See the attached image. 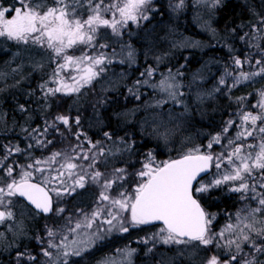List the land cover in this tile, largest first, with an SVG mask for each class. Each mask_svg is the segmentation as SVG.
<instances>
[{"label": "snow or ice", "instance_id": "obj_1", "mask_svg": "<svg viewBox=\"0 0 264 264\" xmlns=\"http://www.w3.org/2000/svg\"><path fill=\"white\" fill-rule=\"evenodd\" d=\"M197 3L214 9L222 4V0H197ZM151 4L152 0H16L11 5L0 3V40L12 42L17 47L23 46L25 52L35 51L36 55L46 57L49 66H52L51 72L47 80L38 85L45 101L58 94L83 95L82 90L98 81L112 62L102 51L109 47L107 43L100 42L105 39L102 30H110L116 37L122 36L130 22L138 24L140 20L149 19L146 12L151 11ZM183 6L184 0H180L176 8ZM252 28L251 36L245 33L240 39L257 41L250 44V47H255L261 57L255 60L259 69L255 72H240L234 79V86L240 81L264 76V45L259 43L264 40V17H260L259 24L252 25ZM174 46L179 45L174 42ZM76 50H79V55L75 54ZM28 60L33 70L45 67L43 59L36 60L29 55ZM128 60H134L131 50L128 52ZM245 63H251L250 57L243 61L234 58V64L238 67H243ZM19 71L20 66L12 69L13 73ZM153 71L150 68L141 75L151 77ZM6 76L7 73L0 71V79ZM224 83L221 79L220 84ZM136 84H148V81L138 80ZM152 87H159L174 103H182L177 97L184 93L179 91L180 84L171 71L159 85L153 84ZM259 96L257 104L252 106L259 111L241 110L237 119L228 120L222 131L206 145L207 150L213 149L214 144L221 145L223 150L220 153L214 155L211 151H201L200 146H192L176 159L157 162L154 153L149 151L142 167L133 172L128 170L132 165L108 168L113 161L123 162L124 154H131L135 147L134 141L125 137L114 139L115 134L108 131L103 136L105 141L111 142L110 147L103 141L92 142L85 137L88 148L83 143H77L24 165L4 163L13 152L30 156L19 146L5 145L4 155L0 157V225L15 222V234L23 237V222L17 221L13 211L21 199L32 206L30 211L34 210L36 214L62 217L65 208L60 206V201L76 194L77 189L95 185L99 195L91 211L77 209L75 215L79 218L74 220L72 216L67 217L65 224L57 230L45 226L47 247L42 248L41 253L48 258L46 264H69V257L82 256L95 241L73 239L69 242V234H75L83 228H92L101 217H104V224L111 226L107 229L109 232L115 227L119 232L127 233L130 228L158 222L161 226L157 232L142 242L152 241L153 247L147 250L149 253L157 243L168 246L169 250L175 247V256L167 260L158 258L156 264H179L186 254L190 264H196L193 257L198 255L201 248L209 245L225 248L229 255L222 259L214 254L201 261V264H264V261L257 258V254L264 255V90L259 92ZM203 98L200 97L201 100ZM136 99H140L139 95H136ZM167 102L157 101L156 105L150 107H163ZM19 108L22 112L27 111L24 105ZM57 121L71 132L70 118L65 115H57L52 122L45 121L42 130L24 128L23 131L34 140L35 146L45 148L53 141L38 137H46L49 129L58 133ZM145 123L154 125L150 135L165 143L181 127L178 118L172 113L154 115L150 121L146 119ZM74 124L80 125L79 115ZM233 128L236 129L235 135L230 137L228 133ZM60 134L63 136V133ZM82 135L74 133L77 141L81 140ZM33 146L30 143L28 148ZM100 166L106 170L102 171ZM212 167L217 170L223 168V172L218 171L217 178L204 183L202 174L209 173ZM45 172L48 175L34 182V173ZM229 182H232L229 190L240 193V199L249 203L235 214L234 222L215 232L212 230L215 214L206 211L201 198ZM20 215L23 216L22 210ZM92 235L95 239L103 238L96 233ZM37 239L41 240L40 237ZM221 239L225 241L223 245ZM3 242V233H0V244ZM117 251L124 257L123 260L107 256L100 264H132L136 249ZM17 255L23 257L26 253L20 252ZM28 258L36 259L34 256Z\"/></svg>", "mask_w": 264, "mask_h": 264}, {"label": "rangeland", "instance_id": "obj_2", "mask_svg": "<svg viewBox=\"0 0 264 264\" xmlns=\"http://www.w3.org/2000/svg\"><path fill=\"white\" fill-rule=\"evenodd\" d=\"M156 1L157 0H152V4L150 5L154 15H151L152 13L147 11L146 14L149 16L148 20H140L138 24H132L130 22L128 28L124 31L122 36L116 37L110 33V30H102L105 39L100 42L107 43L109 46L102 51L111 59L112 62L107 65L106 72L98 78V81L94 82L92 86H88L82 90L83 95L77 94L78 97L76 99V103L74 104L75 106L73 105V107H78V109L82 106L84 107L81 111L83 112L84 110V112H86L84 116L80 118V121L88 126L96 125V127L100 128V133L98 134L101 135L103 139H100L99 141H103L107 146L110 147L111 142L104 140L103 133L106 130L115 134L113 137L114 139H117L118 137H125L129 141L135 142L133 152L131 154L125 153L122 158L123 162L119 160L113 161L112 164L108 166L109 169L112 167H128L129 165H132L131 167H128V170L130 172L137 171L142 167L144 157L149 151L154 153L157 162H164L170 160V158L173 157V154L180 156L183 151H186L188 147L192 146H200L201 151H211L214 155L223 150L221 145L216 144L213 145V149H206V145L212 137L204 140L203 142L192 141L191 135L189 133H185L186 127L184 125V121L189 109L187 108L188 111L185 112V108H182L185 107V100L183 97L178 96L177 99L181 100L182 103L176 104L167 97L166 93L161 92L159 87H152L153 84L159 85L162 79L169 76L170 71L172 75L176 76V81L180 84V92H182V87L188 89L187 87L189 86L191 89V79L193 82L194 76L196 77V82L199 81L203 84L204 80L212 78L215 75L216 69L222 70V74L219 75L220 79H226L232 83L231 89L237 88L239 85L246 87L255 84V86H257L258 82L260 83L264 80V76H256L250 81H240L234 86V79L238 77L240 72L258 71L259 66L255 65V60L260 59L261 57L257 52L258 57L256 58L253 51L258 50L255 47H250V44H255L257 41L251 42L249 40H242L239 38L237 40L242 43L240 47H225L224 57L218 56V59L213 57L214 42L218 39V34L213 28L214 9L197 3V0H184V6L182 8H176V5L180 3V0H166L164 4L165 11L158 12V7H155L154 4ZM3 2L4 4L11 5L15 4L16 0H0V3ZM188 5L190 8H187ZM191 11L193 13L192 21L196 25L199 33H202L205 37L207 35V37L212 38L213 41L210 42L209 40L211 39L206 41L202 36L198 38L187 34L186 29L182 26L186 25L185 21L187 19L190 20ZM154 16L157 19L156 21L153 20ZM154 21L156 23H162L161 26L164 27V33L156 35L153 34ZM174 26H178L179 29ZM148 33L150 34L149 38L151 41L147 38ZM196 36L198 35L196 34ZM153 40L157 42L152 43ZM174 42L175 45L179 46H174ZM185 44H188V46H184ZM130 50L134 54V60L131 62L128 60V52ZM191 51H197L200 53L202 58L201 61L203 62L192 71H188L186 69L184 70V66L186 64L184 61H188L190 59ZM0 53L6 54V58L2 61L3 65L1 66L0 71L7 73V76L0 80H6L9 77L13 79L12 83L15 82L19 84L18 86L23 88L29 87L30 89L28 88V90H32L35 95L33 102L35 107L30 109L27 107L26 109L28 113L26 114H23L24 112L20 111L18 106L13 109L16 110L18 108L17 116L16 113H11L9 115L8 112L1 108L0 136L7 138L4 146H19L21 149H24L26 153L30 154L29 156L24 153L13 152V154L9 156L4 163L8 164L16 162L24 165L31 163L34 159H44L51 155L52 152L63 151L68 149L69 146H74L79 143H70L69 140H65L63 144L52 143L45 148L35 146L34 140L31 139L28 136V133L23 131V129L28 128L31 130L32 128H38L42 130L45 127V121L52 122L50 120L54 119L57 115L67 114L65 106L61 107L62 104L56 102V97H52L51 100L48 99L45 101L41 92L38 90V85L47 80L52 66H49L46 57L36 55L35 51L31 53L25 52L23 50V46L17 47L12 42L0 40ZM75 54L79 55V50H76ZM29 55L34 57L36 60L43 59L45 67L42 70H33L31 62L28 60ZM248 57H250L251 63H245L243 67H238L234 64V58H240L243 61ZM175 61L180 62L178 64H174ZM212 61H226V65ZM18 66H20V71L13 73L12 69L17 68ZM150 68L154 69L151 77L141 75V73H145L146 70ZM177 73H181V75H176ZM138 80H147L148 84L137 85L136 81ZM187 82L189 85H187ZM213 87L216 86H212V88ZM21 89L22 88H20V90ZM129 89H132V91L130 92ZM262 90L264 89L261 88L259 92ZM259 92L256 94L255 90L246 91L245 94L240 95L237 98H230L229 100L232 103L239 104L238 109H236V114L230 116L231 119H237V114L241 110H251L253 112L259 111L258 108L254 109L252 107L254 104H257L260 99ZM192 94L194 97L196 92H193ZM74 95L76 94H73L72 96ZM136 95H139V100L136 99ZM241 97L244 99L239 100L238 98ZM128 100L130 102V105L128 103L129 106L125 105V102ZM163 100H168L163 107H150L156 105L157 101ZM79 101L82 103L80 104V107L76 105L79 104ZM98 102L105 106L98 109V111H100V117H104L102 123H99L98 118H96V116H98V114H95L97 109L93 108ZM51 106L53 107L51 108ZM174 106H177V108H174ZM102 110L109 111L110 115L101 114ZM122 113L125 115H119ZM160 113H172L178 118L181 125L180 129L167 143L162 140L158 141L155 137L150 135L154 125L150 126V123H145L146 119L150 121L152 116ZM109 116H111L110 123H108L109 120L107 121ZM14 117H19L17 120L15 118V120L18 121L17 124L15 123L16 121L12 119ZM105 117H107V119H105ZM10 119H12V123L10 122ZM7 122H9V125H7ZM103 127L104 130H102ZM78 129H82L83 133L86 132L84 130V126L82 125L77 126V130ZM231 131L232 135L230 137L235 135L236 129H230L229 133ZM54 134L55 133L51 130L50 133H47L46 137L41 136L38 138L48 139L49 136L51 137ZM83 137L85 138L86 136L84 135ZM2 140L4 139H0V142H2ZM142 140H145V142H151L149 145L150 147L143 148L142 144L144 141L142 142ZM30 143L34 145L31 149L28 148ZM84 147L88 148L89 145L84 144ZM159 151H162L163 153L161 154ZM84 163L87 162L85 161ZM100 169L102 171L106 170L103 166H100ZM17 171H19V169H17ZM218 171L223 172V168L221 170H217L212 167L208 173L209 176L203 179V182L207 183L217 178ZM52 174L54 175L55 173ZM0 175H2V173H0ZM46 175H48L47 172L43 174L34 173V180L39 181ZM69 183H71V181H69ZM231 183L232 182L227 183L229 187L231 186ZM98 195L99 189L95 185H88L84 189H77L76 194L66 196L62 201H60V206L65 208L63 216L54 217L48 214L49 217L44 221L40 235L38 234L39 230H35V228V235L34 233L32 235L27 234L28 221L32 222L31 220H33L34 217L30 215V206H27V204L21 199L13 211L16 213L17 221L23 222L25 235L23 237H19L15 234V228L13 226L15 222L10 221L6 222L4 225H0V233H3L4 241L0 244V257L11 256V258L16 259L14 261L15 264L22 263L24 260H27L30 264H46L48 258L44 257L41 253V249L47 247L48 238L45 226L47 225L52 227L54 230H57L65 224V219L67 217L72 216L74 220L78 219L79 217L75 215L77 209H83L86 212L91 211L96 206ZM21 210L23 211V216L20 215ZM238 211L229 214V218L232 222H234L235 214ZM123 215L128 216L129 213H123ZM103 219L104 217H101L97 220V222L94 223L90 229L83 228L78 230L75 234H69V242L73 239L78 241H95L94 244L88 246V250L84 252L82 256L69 257V264H78L80 260H87L88 262L90 258L89 256L93 259L91 262L89 261V264H100V262L107 256H114L118 261H120L123 260L124 257L117 250L125 248L136 249V252L132 256V264H156L158 258H165V260H167V258L175 256V247L169 250L168 246H163L157 243L153 251L149 253L147 250L148 248L153 247L152 241L149 240L148 243L142 242L146 238L152 236L153 233L157 232L160 226L142 225L130 228L127 233L119 232L117 228L114 227L109 232L107 229L111 226L104 224L102 222ZM113 223L116 224L115 221ZM93 233H96L103 238L95 239L92 235ZM225 235L227 236L228 234L226 233ZM37 237H40L43 242L38 240ZM57 242H59V240H57ZM33 243L35 245V250L38 252L32 251ZM220 243L223 245L225 241L221 239ZM213 249L216 250L218 247L213 246ZM222 249L225 251L222 252V255L226 254L225 257L227 258L229 255L228 250L225 248ZM8 250L11 251L9 252ZM20 252L26 253V255L18 257L17 254ZM214 254L215 253H211L209 256ZM198 255L200 256V254ZM29 256H34L36 259L30 260L28 258ZM209 256L203 258V260H206ZM184 258L190 264L187 254ZM257 258L264 261V255L257 254Z\"/></svg>", "mask_w": 264, "mask_h": 264}, {"label": "trees", "instance_id": "obj_3", "mask_svg": "<svg viewBox=\"0 0 264 264\" xmlns=\"http://www.w3.org/2000/svg\"><path fill=\"white\" fill-rule=\"evenodd\" d=\"M177 1V0H176ZM166 0H157L154 2L155 7H158V12L165 11L164 10V4ZM4 3V2H3ZM153 4V5H154ZM154 7V8H155ZM187 8H190L188 5ZM153 14V10L150 11ZM192 11H191V17L190 20H186V25H183L186 29L187 34L191 36H195L200 38L201 36L205 38L206 41L209 40L210 42L213 41L212 38L206 37L202 35V33H199L196 25L192 21ZM181 17V16H180ZM260 17H264V0H222V4L216 8H214V16H213V28L215 29L216 33L218 34V39L216 42H214L213 46V57H216L218 59V56L224 57L225 53V47H240L241 42L237 39H239L241 36H243L245 33H248L250 36L253 34V28L252 25L259 24ZM153 20H157L156 17H153ZM154 21V29L153 34H162L164 33V27L161 26L162 23H156ZM148 26V25H147ZM178 28V26H174ZM180 27V26H179ZM161 28V29H160ZM179 29V28H178ZM235 29V31H233ZM196 34L198 36H196ZM150 34L148 33L147 38L149 41L151 39L149 38ZM245 40H248L247 38ZM250 41V40H249ZM157 41H152V43H156ZM251 42H255L254 40H251ZM262 45H264V40L259 41ZM253 49V48H252ZM254 56L257 58V52L256 50L253 51ZM6 58L5 53H0V68L3 65L2 61ZM201 54L197 51H191V57L188 61H184L186 64L184 66V70L192 71L196 69L201 61ZM180 61H175L174 64H178ZM216 62L222 65H226V61H212ZM224 71V69H223ZM225 72V71H224ZM222 74V70L216 69L215 75L212 78H209L207 80H204V83L201 84V82H196L193 84L191 79V89L189 86L188 89L182 87L181 91L184 93L183 99L185 100L184 105L189 109V112L186 114L185 117V133H189L191 135V140L194 142H203L204 140L209 139L210 137H213L214 134L220 133L222 131V128L224 127L225 123L231 119V115L233 116L236 114V109H238V105L236 103H232L229 99L230 98H237L240 95L245 94L246 91L255 90L256 94H258L259 90L262 88L264 89V80L262 82H258L257 86L253 84L252 86H243L239 85V87L231 89L232 83L226 79H223L225 81L224 84H220V77L219 75ZM219 77V78H218ZM13 79L7 78L6 80H0V111L1 108L4 109L8 114L16 113L20 105H26L28 104L26 101V91L28 88H23L21 86H18L17 83H12ZM12 83V84H11ZM187 85L189 83L187 82ZM212 86H216L213 87ZM211 87V88H210ZM20 88H22L20 90ZM216 89H219L216 91ZM193 92H196V95L193 97ZM191 93V95H190ZM203 96L204 98L201 100L200 97ZM120 101V100H119ZM121 102V101H120ZM130 105L129 100L125 102V105ZM34 105V104H32ZM31 105V106H32ZM128 105V106H129ZM183 105V106H184ZM16 106L18 108L16 110H13ZM182 106V105H180ZM35 107V105H34ZM103 104L100 102L96 103L93 108L100 109L103 108ZM179 107V106H178ZM174 108H177V106H174ZM185 108V107H182ZM108 111L102 110L101 114L103 115H110L107 113ZM28 113V111L24 112L23 114ZM32 114V113H31ZM17 120L19 117H14L12 119ZM12 119H10V122L12 123ZM105 119H107L105 117ZM15 120V121H16ZM102 121V119H100ZM109 120V121H108ZM99 121V123L101 122ZM108 123H110V119H107ZM18 121L15 123L17 124ZM102 123V122H101ZM14 124V123H13ZM7 125H9V122H7ZM10 127V126H9ZM229 136L232 135V131L228 134ZM0 139L2 142H0V157L4 155L5 148L4 143L6 141V137L0 136ZM144 141V142H143ZM143 148H149L151 142H145V140H142ZM224 139H222V143H224ZM144 150V149H143ZM161 154L163 153L162 151ZM176 154V153H175ZM178 156L173 154V157L171 159H176ZM209 176L206 175L203 179L207 178ZM230 187L228 184L221 185L218 188L213 189L211 192L205 194L201 198V204L209 213L215 214V219L213 221V231L219 232L221 231L226 224L232 222L229 218V214H232L235 211L241 210L245 207V204L249 203L248 201H242L240 199L241 194L232 192L229 190ZM254 205V202H252ZM238 209V210H237ZM30 214L34 215L35 217L32 222L28 221L27 224V231L28 235H32L35 230L38 229V234L40 235L43 227L44 221L49 217V215H43V214H36L35 211H30ZM51 215V214H50ZM31 228H30V227ZM33 226V227H32ZM152 226H159L157 224H154ZM33 228V230H32ZM22 246V245H20ZM32 251L38 252L35 250V245L33 243L32 245ZM222 252H225L222 248L213 249L212 245H209L207 248H201L200 252L193 257L196 264H201V260L203 258L209 256L211 253H215V255L220 256L222 259L226 258V254L222 255ZM38 255V254H37ZM90 262L93 260L91 256H89ZM8 258V259H5ZM16 259L11 258V256L8 257H0V264H15ZM87 264L89 261L80 260L78 264ZM18 264H30V262H27V260H24L22 263ZM33 264V263H31ZM179 264H189L185 258H182L179 261Z\"/></svg>", "mask_w": 264, "mask_h": 264}, {"label": "flooded vegetation", "instance_id": "obj_4", "mask_svg": "<svg viewBox=\"0 0 264 264\" xmlns=\"http://www.w3.org/2000/svg\"><path fill=\"white\" fill-rule=\"evenodd\" d=\"M25 97H26V101L28 103L26 106L29 107V109L34 107V105H32L34 102V97H35L34 92L32 90H27ZM77 97H78L77 94L72 96V97L71 96H61L59 94L56 96V99H57L56 102H59L60 104H62L61 107L65 106V108H66L65 110L67 111V114H65V116H68L70 118V125L69 126L71 127V132L68 131V127L60 124L57 121L56 122L57 127L59 128L60 131L58 133H55L51 137L49 136V138H48V139H51L53 141V143L63 144L65 142V140H69L70 143L79 142V143L87 144V141L83 137L84 135L87 137V139L91 140L92 142H96V141H99L100 139H103V137H101V135L98 134V133H100V128L96 127V125L95 126H88L87 124L80 121V125L84 126V130L86 132L83 133L82 129L77 130V125L74 124V120H75L77 115H79V117L81 118L82 116H84V114L86 112V111L84 112V110H83V112L81 111L82 108L84 109L83 106L79 109H78V107H73V105L76 103ZM51 98L52 97H49L48 99L51 100ZM70 104H71V106H70ZM80 104H82V103H80V101H79V104H76V105H78L80 107ZM83 104H84V101H83ZM52 107L53 106H51V108ZM54 107H56V106H54ZM57 107H59V106H57ZM33 113L35 114L34 111H33ZM108 113L110 114L109 111H108ZM95 114H98V116H96V118H98L99 121H101L100 119H102L101 122H103L104 117H102V116L100 117V111H98V109H97V112H95ZM110 118H111V116H109V119ZM53 120L54 119H51L50 121H53ZM79 130H81V131H79ZM102 130H104V127L102 128ZM50 132H51V129H49V133ZM60 133H63V136ZM74 133H82L83 134L81 136L80 141H77L75 139ZM32 211H34V210H32Z\"/></svg>", "mask_w": 264, "mask_h": 264}, {"label": "water", "instance_id": "obj_5", "mask_svg": "<svg viewBox=\"0 0 264 264\" xmlns=\"http://www.w3.org/2000/svg\"><path fill=\"white\" fill-rule=\"evenodd\" d=\"M206 175H208V173H207V174H202L203 178H204ZM34 182H36V181H34ZM22 200H23V199H22ZM23 201H24V200H23ZM24 202L27 204L26 201H24ZM28 206H29V205H28ZM30 207H32V206H30ZM156 224L160 225L158 222H157Z\"/></svg>", "mask_w": 264, "mask_h": 264}, {"label": "bare ground", "instance_id": "obj_6", "mask_svg": "<svg viewBox=\"0 0 264 264\" xmlns=\"http://www.w3.org/2000/svg\"><path fill=\"white\" fill-rule=\"evenodd\" d=\"M30 215H31V216H34V215H32V214H30ZM31 216H30V217H31ZM32 218H33V217H32ZM34 218H35V217H34ZM6 245H7V244H6ZM10 246H11V245H10ZM13 246H14V245H13ZM12 248H13V247H12ZM5 250H6V249H5ZM11 250H12V249H11ZM11 250H10V251H11ZM8 251H9V250H8ZM10 251H9V252H10ZM5 252H6V251H5ZM85 261H87V260H85ZM88 261H90V260H88ZM82 263H83V262H82ZM94 263H95V262H94ZM83 264H85V263H83ZM88 264H89V263H88Z\"/></svg>", "mask_w": 264, "mask_h": 264}]
</instances>
